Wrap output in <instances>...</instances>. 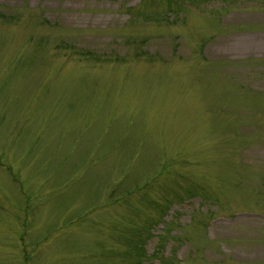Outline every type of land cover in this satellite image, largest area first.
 Instances as JSON below:
<instances>
[{
	"label": "rangeland",
	"instance_id": "rangeland-1",
	"mask_svg": "<svg viewBox=\"0 0 264 264\" xmlns=\"http://www.w3.org/2000/svg\"><path fill=\"white\" fill-rule=\"evenodd\" d=\"M171 2L0 0V264H264V0Z\"/></svg>",
	"mask_w": 264,
	"mask_h": 264
},
{
	"label": "trees",
	"instance_id": "trees-1",
	"mask_svg": "<svg viewBox=\"0 0 264 264\" xmlns=\"http://www.w3.org/2000/svg\"><path fill=\"white\" fill-rule=\"evenodd\" d=\"M171 2V0H169ZM172 3V2H171Z\"/></svg>",
	"mask_w": 264,
	"mask_h": 264
}]
</instances>
